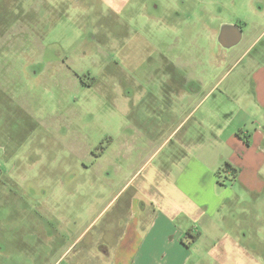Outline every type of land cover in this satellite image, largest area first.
<instances>
[{"label": "rangeland", "instance_id": "374dc122", "mask_svg": "<svg viewBox=\"0 0 264 264\" xmlns=\"http://www.w3.org/2000/svg\"><path fill=\"white\" fill-rule=\"evenodd\" d=\"M258 1L0 0V264H106L109 185L123 177L111 162L127 164L124 145L146 151L143 135L160 144L166 118L181 120V102L172 114L156 89L162 74L213 87L217 74L239 71L246 42L229 51L218 34L223 25L246 32ZM148 90L154 115L137 102ZM259 177L220 211L221 232L190 263L264 264V170Z\"/></svg>", "mask_w": 264, "mask_h": 264}, {"label": "crops", "instance_id": "0c3cea01", "mask_svg": "<svg viewBox=\"0 0 264 264\" xmlns=\"http://www.w3.org/2000/svg\"><path fill=\"white\" fill-rule=\"evenodd\" d=\"M250 2L246 9L249 17L244 21L247 31L223 25L218 34L229 51L246 42L231 68L239 71L217 74L213 87L200 75L162 74L167 83L156 89L171 99L172 114V101L177 98L181 102V120L166 118L163 126L168 134L160 144L143 135L145 145H150L146 151L133 152L134 147L124 145L119 157L127 164L111 162L123 177H114L109 185L114 195L105 208L109 214L103 228V238L109 244L106 264H192L193 248L203 238L221 232V210L241 200L236 192L247 195L262 185L264 0L258 1L261 5L257 8ZM148 91L145 95L150 99L137 102L154 115V94ZM137 109L134 122L139 126L143 119ZM130 136L137 141L138 136ZM226 165L235 175L222 172L223 181L216 173Z\"/></svg>", "mask_w": 264, "mask_h": 264}, {"label": "trees", "instance_id": "16d2710c", "mask_svg": "<svg viewBox=\"0 0 264 264\" xmlns=\"http://www.w3.org/2000/svg\"><path fill=\"white\" fill-rule=\"evenodd\" d=\"M246 144H248L247 141H246ZM222 172H232V174L235 175V171L232 170V168L229 165H226L221 171L216 173V175L218 176V179L221 177ZM220 185H222V183Z\"/></svg>", "mask_w": 264, "mask_h": 264}, {"label": "flooded vegetation", "instance_id": "af4514ba", "mask_svg": "<svg viewBox=\"0 0 264 264\" xmlns=\"http://www.w3.org/2000/svg\"><path fill=\"white\" fill-rule=\"evenodd\" d=\"M162 86V84L160 85V87Z\"/></svg>", "mask_w": 264, "mask_h": 264}]
</instances>
